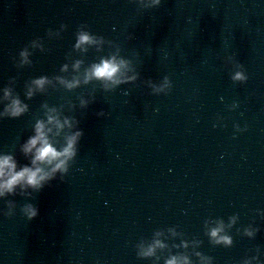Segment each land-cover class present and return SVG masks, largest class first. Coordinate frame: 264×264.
<instances>
[{"label":"water","instance_id":"95a60500","mask_svg":"<svg viewBox=\"0 0 264 264\" xmlns=\"http://www.w3.org/2000/svg\"><path fill=\"white\" fill-rule=\"evenodd\" d=\"M81 31L100 42L77 48ZM113 54L133 79L83 82ZM74 75L72 89L56 79ZM9 86L29 109L0 118V152L21 166L45 105L83 135L68 172L0 197V264H264V0H18L0 15V95ZM220 221L230 244L209 235ZM158 232L167 247L140 255Z\"/></svg>","mask_w":264,"mask_h":264},{"label":"clouds","instance_id":"9594fccd","mask_svg":"<svg viewBox=\"0 0 264 264\" xmlns=\"http://www.w3.org/2000/svg\"><path fill=\"white\" fill-rule=\"evenodd\" d=\"M161 0H150L152 5H157ZM100 41L94 35L87 31L78 33L76 47H85L87 44L99 43ZM23 62H28L29 52L27 49L21 52ZM82 61L77 60L72 68L77 72L80 69ZM129 62L123 57L116 54L110 57H103L99 62H95L88 67L83 73V82L87 83L92 79L100 80L106 88L119 85L127 80L133 79L126 74ZM68 65L65 64L62 71L68 70ZM247 74L244 71H237L233 74L234 80L246 81ZM68 89L78 87L82 80L80 75H74L71 79L63 76L56 77ZM47 76L34 78L28 86L26 95L31 98L36 91H43L45 86L50 83ZM168 86L167 80L164 84L158 86V90ZM87 100H82L81 104H87ZM0 104H3V109L0 110V118L12 117L16 118L28 111L29 105L25 103L19 95H14L12 87H5L0 95ZM47 108V119H38L34 125V133L21 145L22 152L30 158V164L21 166L12 153L0 152V197H4L9 193L16 191L17 187L21 189L32 188L40 190L46 183L53 180L58 173L63 174L68 172L70 162L77 156L78 145L82 129L76 127L78 121H74L73 117L64 115L56 107ZM239 128V125H237ZM69 130L65 134V130ZM74 129V130H73ZM63 134L64 142L61 144L55 137ZM28 219H32L39 214V209L35 205L29 203L23 209ZM235 222V217L232 218ZM224 231L223 221L218 222V225L212 227L209 235L216 243L230 244L231 237L222 234ZM248 234L253 232L248 230ZM161 233H157V238L147 245H141L140 255L154 256L157 248L167 247L166 243L158 237ZM184 246H188V242H184ZM196 255L201 256L202 261L206 262L209 258L204 257L197 252ZM159 259V257H157ZM258 259V257H257ZM165 264H192L191 258L186 254H173L169 256ZM250 264V262H249Z\"/></svg>","mask_w":264,"mask_h":264}]
</instances>
